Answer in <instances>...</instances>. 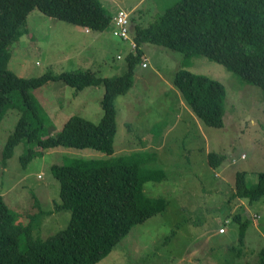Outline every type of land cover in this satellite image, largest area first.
Instances as JSON below:
<instances>
[{
    "label": "rangeland",
    "instance_id": "374dc122",
    "mask_svg": "<svg viewBox=\"0 0 264 264\" xmlns=\"http://www.w3.org/2000/svg\"><path fill=\"white\" fill-rule=\"evenodd\" d=\"M175 1L113 0L102 8L108 15L117 8L130 12L136 26L146 27ZM136 26L132 25L133 32ZM85 30L33 10L22 28L24 34L9 48L11 59L5 67L25 79L76 71H91L98 78L122 75L125 57L132 52L128 42L113 36L110 26L100 32L87 30L88 34ZM141 50L132 87L113 100L111 154L64 146L40 149L23 139L4 163L3 147L23 113L21 103L4 114L0 120V196L18 224L31 223L32 239L45 240L64 230L70 218L69 211L55 210L59 183L52 165L71 158L110 160L132 155L144 169L163 170L161 180L143 183V192L162 198L164 210L133 226L95 264L255 263L264 248V195L252 203L231 195L237 172H244L253 185L264 171V91L204 56L185 59L179 52L149 43ZM178 70L225 85L223 127L205 125L185 105L172 85ZM31 92L47 115L38 130L41 136L59 131L71 115L94 124L101 117V85L76 91L56 81ZM29 149L34 151L31 156ZM209 152L225 154L226 159L213 167ZM237 214L239 221L233 219ZM242 223L246 230L241 243Z\"/></svg>",
    "mask_w": 264,
    "mask_h": 264
},
{
    "label": "trees",
    "instance_id": "16d2710c",
    "mask_svg": "<svg viewBox=\"0 0 264 264\" xmlns=\"http://www.w3.org/2000/svg\"><path fill=\"white\" fill-rule=\"evenodd\" d=\"M33 10L89 31L105 30L112 19L100 0H0V120L10 109L20 108L19 103L23 111L3 147L4 163L23 139L35 142L40 149L64 146L111 154L115 134L113 100L132 87L134 68L141 60V46L145 43L179 52L185 59L204 56L264 91V0H176L146 27H135L132 38L137 48L125 57L126 71L113 78L76 71L25 79L7 69L11 59L9 48L24 34L22 28ZM56 81L76 91L101 85L98 123L71 115L59 131L41 136L38 130L47 115L31 91ZM172 85L200 122L224 126V84L178 70ZM33 152L29 149L28 156ZM225 159V154L208 153L213 167L220 166ZM162 171L144 169L132 155L110 160L71 158L52 165L60 200L54 207L70 212L67 227L45 240L32 239L31 223L18 224L0 196V264H95L133 226L164 210L162 198L143 192V183L161 180ZM263 195L264 171L257 174L253 185L248 184L244 172L235 174L232 198L252 203ZM233 219L239 221L240 215ZM245 230L246 224H240L241 243ZM253 264H264V248Z\"/></svg>",
    "mask_w": 264,
    "mask_h": 264
},
{
    "label": "built area",
    "instance_id": "2783aa9c",
    "mask_svg": "<svg viewBox=\"0 0 264 264\" xmlns=\"http://www.w3.org/2000/svg\"><path fill=\"white\" fill-rule=\"evenodd\" d=\"M129 13L118 11L111 19L110 26L112 35L129 43L131 51L136 50V44L130 36V20ZM145 61V58L143 59Z\"/></svg>",
    "mask_w": 264,
    "mask_h": 264
},
{
    "label": "crops",
    "instance_id": "0c3cea01",
    "mask_svg": "<svg viewBox=\"0 0 264 264\" xmlns=\"http://www.w3.org/2000/svg\"><path fill=\"white\" fill-rule=\"evenodd\" d=\"M100 2H101V5H108V7H109V4H111V3L113 2V0H100ZM135 9H136V7H133V8L131 9V11H133V10H135ZM118 10H119V9L117 8L115 11H113V12L110 14V16L113 17V16L118 12ZM119 11H120V10H119ZM129 14H130V12H129ZM129 20H130V36L133 37L134 32H133V27H132V25L134 24V25L136 26V25H138V24L135 22V19L132 18L131 16L129 17ZM110 27H111V26H110ZM131 29H132V31H131ZM85 33L88 34L89 31L85 30ZM128 44H129V43H128ZM232 193H233V190H232ZM235 199H238V198H235Z\"/></svg>",
    "mask_w": 264,
    "mask_h": 264
}]
</instances>
